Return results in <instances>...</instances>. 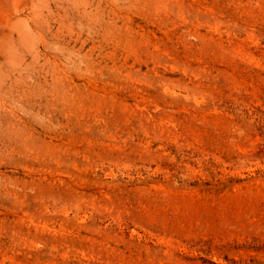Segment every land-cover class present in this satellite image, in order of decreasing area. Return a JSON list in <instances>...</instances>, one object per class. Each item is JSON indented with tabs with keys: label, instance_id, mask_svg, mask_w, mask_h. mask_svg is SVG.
I'll list each match as a JSON object with an SVG mask.
<instances>
[{
	"label": "rangeland",
	"instance_id": "1",
	"mask_svg": "<svg viewBox=\"0 0 264 264\" xmlns=\"http://www.w3.org/2000/svg\"><path fill=\"white\" fill-rule=\"evenodd\" d=\"M71 6L0 110V264H264V0Z\"/></svg>",
	"mask_w": 264,
	"mask_h": 264
},
{
	"label": "bare ground",
	"instance_id": "2",
	"mask_svg": "<svg viewBox=\"0 0 264 264\" xmlns=\"http://www.w3.org/2000/svg\"><path fill=\"white\" fill-rule=\"evenodd\" d=\"M72 1L84 0H0V110H8L7 102L37 104L41 85L35 60L48 49L49 37L57 38L53 24L71 28L77 17ZM78 13L82 18L84 12ZM14 129L8 119L0 120V137Z\"/></svg>",
	"mask_w": 264,
	"mask_h": 264
}]
</instances>
